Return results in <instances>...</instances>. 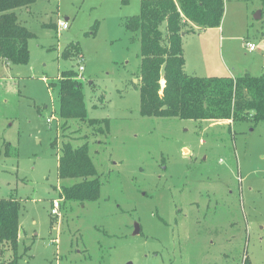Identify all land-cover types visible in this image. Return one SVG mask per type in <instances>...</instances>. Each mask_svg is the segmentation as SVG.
<instances>
[{
	"label": "rangeland",
	"instance_id": "1",
	"mask_svg": "<svg viewBox=\"0 0 264 264\" xmlns=\"http://www.w3.org/2000/svg\"><path fill=\"white\" fill-rule=\"evenodd\" d=\"M15 11L33 33L27 63L0 60V198L21 204L18 264H264V122L142 116L139 33L124 24L140 0H37ZM263 40L264 0H224L218 27L185 34V72L264 74V53L245 46ZM70 43L80 54L65 58ZM68 70L100 123L59 117ZM66 140L88 144L101 181L94 201L60 196Z\"/></svg>",
	"mask_w": 264,
	"mask_h": 264
},
{
	"label": "trees",
	"instance_id": "2",
	"mask_svg": "<svg viewBox=\"0 0 264 264\" xmlns=\"http://www.w3.org/2000/svg\"><path fill=\"white\" fill-rule=\"evenodd\" d=\"M36 1L0 0V60L27 63L28 40L33 33L19 21L15 10ZM223 7L224 0H140V13L125 19V28L139 33L142 116L264 122V74L198 77L185 72V34L196 28L218 27ZM79 54L78 45L73 43L62 52L65 58ZM57 86V113L61 119L85 121L89 126L100 123L87 118L82 82L75 71L62 72ZM62 142L57 173L69 183L61 185V198L77 203L96 200L101 181L88 154V144ZM51 145L57 146L56 141ZM20 207L14 199L0 198V264H18ZM243 264L250 263L245 259Z\"/></svg>",
	"mask_w": 264,
	"mask_h": 264
},
{
	"label": "built area",
	"instance_id": "3",
	"mask_svg": "<svg viewBox=\"0 0 264 264\" xmlns=\"http://www.w3.org/2000/svg\"><path fill=\"white\" fill-rule=\"evenodd\" d=\"M58 28L66 29L67 28V23L64 22V21H59L58 22ZM261 43H262L261 47H259L258 45L254 44L252 42H247L245 44V46H246L247 50H249V51H254V50L258 49V50H260V51H262L264 53V40ZM78 68H79V70H82L83 66H79ZM47 122H50L49 118H47ZM58 208H59V203H58V201L54 200L52 202L51 214L58 215L59 214Z\"/></svg>",
	"mask_w": 264,
	"mask_h": 264
},
{
	"label": "crops",
	"instance_id": "4",
	"mask_svg": "<svg viewBox=\"0 0 264 264\" xmlns=\"http://www.w3.org/2000/svg\"><path fill=\"white\" fill-rule=\"evenodd\" d=\"M1 63H2V62H1ZM186 64L188 65V60H187V62L185 61V65H186Z\"/></svg>",
	"mask_w": 264,
	"mask_h": 264
}]
</instances>
